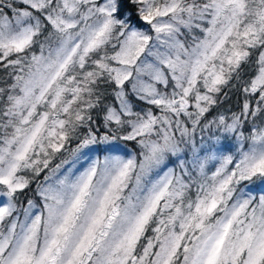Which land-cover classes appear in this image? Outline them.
<instances>
[{
  "label": "snow or ice",
  "instance_id": "6c2138e0",
  "mask_svg": "<svg viewBox=\"0 0 264 264\" xmlns=\"http://www.w3.org/2000/svg\"><path fill=\"white\" fill-rule=\"evenodd\" d=\"M0 264H264V0H0Z\"/></svg>",
  "mask_w": 264,
  "mask_h": 264
},
{
  "label": "trees",
  "instance_id": "16d2710c",
  "mask_svg": "<svg viewBox=\"0 0 264 264\" xmlns=\"http://www.w3.org/2000/svg\"><path fill=\"white\" fill-rule=\"evenodd\" d=\"M235 102H236V101H235V97H233V99H232V101H231L230 103H231L232 105H234ZM228 106H229L228 104L225 105V107H228Z\"/></svg>",
  "mask_w": 264,
  "mask_h": 264
}]
</instances>
